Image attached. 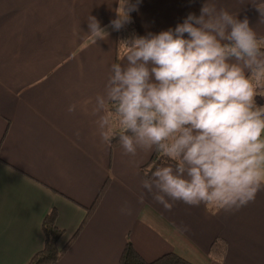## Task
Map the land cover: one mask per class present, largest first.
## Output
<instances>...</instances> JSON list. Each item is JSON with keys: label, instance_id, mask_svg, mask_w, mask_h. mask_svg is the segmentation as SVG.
<instances>
[{"label": "crops", "instance_id": "crops-1", "mask_svg": "<svg viewBox=\"0 0 264 264\" xmlns=\"http://www.w3.org/2000/svg\"><path fill=\"white\" fill-rule=\"evenodd\" d=\"M124 11L125 0H0V264H28L44 246L42 221L53 209L63 247L107 178L96 210L57 264H118L126 241L146 262L176 253L193 264H264L258 115L238 128L235 162L251 177L240 179L233 167L239 189L233 185L212 213L218 107L197 106L179 140L185 169H160L150 181L140 168L154 152V133L141 130L111 149L105 108L119 100L168 103L170 68L223 82L263 68L264 53L211 51L239 32L264 46V0H131L140 43L114 70ZM218 238L227 246L223 261L209 257Z\"/></svg>", "mask_w": 264, "mask_h": 264}, {"label": "trees", "instance_id": "trees-1", "mask_svg": "<svg viewBox=\"0 0 264 264\" xmlns=\"http://www.w3.org/2000/svg\"><path fill=\"white\" fill-rule=\"evenodd\" d=\"M130 10L131 0H125V26L120 27L115 35L116 47L114 70L117 68L119 58L140 43L139 32L133 23ZM259 41L261 40L254 39L244 32H239L236 40L226 43V45L216 46L211 52L213 55L215 54L219 56L249 55L250 53L262 54L264 53V46L261 47L256 44ZM256 76H259L262 80L264 79V66L263 68L251 71L245 79L239 82H223L217 79L212 80L208 78H190L184 71L170 68L165 74V80L171 88V98L168 103L159 106H151L130 100H119L110 102L109 105L105 107L107 116L106 120H108L109 127V130L107 131L108 144H110L111 149H115L122 146V144H125V142L129 141L141 130H151L155 136V148L148 163L142 165L140 168L141 178L145 181H150L160 169L183 171L186 164H184L185 161L180 153L179 140H181L182 136L189 130V123L197 106L208 104L218 107L221 115L218 121V142L216 153L209 159V163L213 164L216 170L218 168L220 171L217 162L219 159H223V156L221 155L222 148L224 147L223 140L227 139L232 141L231 131L227 126L226 128L223 125V119L226 117V114L231 112L229 110L231 106L230 104H232V96H228V103H220L217 99L211 97L213 94L210 92L209 87H237ZM186 87H190L192 92L187 91ZM183 113H185L184 117ZM261 114H264V110ZM261 114H259V119ZM169 123H172L176 129V134L173 140L174 146L172 147H170L168 143ZM109 182L110 180L107 178L100 191H98L92 205L85 209L86 216L81 226L78 227L77 232L63 247H60L59 244L64 237L65 232L59 229L56 225L57 212L53 209L43 217L44 219L42 221L41 229L44 236V246L32 257L28 264H57L63 258L74 242L73 240H75L78 233L83 229L91 215L96 210ZM229 182L231 181L229 180ZM241 183L242 186H244L246 181ZM213 185L214 183H209L211 193L207 198L206 206L209 211L216 213L229 196L227 193L220 197L215 196L212 193V189H214ZM237 187V189H239V186ZM233 192L234 191H232V193ZM133 249L131 242L126 241V245L124 250H122L123 252L118 264H193L176 253H167L151 262H146ZM226 252V242L224 239L218 238L210 245L209 257L216 259L217 261H223Z\"/></svg>", "mask_w": 264, "mask_h": 264}, {"label": "rangeland", "instance_id": "rangeland-1", "mask_svg": "<svg viewBox=\"0 0 264 264\" xmlns=\"http://www.w3.org/2000/svg\"><path fill=\"white\" fill-rule=\"evenodd\" d=\"M240 85L241 86L239 87L238 86L237 87H231V86L209 87L210 92L213 94L211 95V97H213L214 99H217L220 103H228L229 102L228 96L229 97L230 95L232 96V101H231L232 104H230L231 106L229 110L231 112L227 113L226 117L223 119L224 127L227 126L228 129L231 131L232 141H229L227 139L223 140L224 147L222 148V152H221L223 159H219V161L217 162L220 168L219 179H218V184L220 186H218V184L216 183L217 187L215 186L216 188H214V190L212 191V193L215 194V196H219V197L222 196L224 193H227V195L231 194L233 191V188L235 187L233 185H238V182L234 181L235 179H233L234 178L233 167L236 166L237 168L236 172L239 173L240 175L237 174L236 172L234 173L235 175H237V177H240V179L243 180L244 178L251 177V175L247 174L244 169L242 170V164H239V163L236 164L235 162L236 161L235 157L236 155H238L237 154V151H238L237 148H238V142H239L238 128L241 126V124L244 127H247V125L251 123L250 117L252 116H254V119L256 120V122L257 121L259 122V120L256 118V115L259 116L260 111L264 110V79L262 80L258 78L255 81L247 82L246 84L242 83ZM184 89H185V86H184ZM186 90L189 92H192L190 87H186ZM262 108L263 110H261ZM184 114L185 113H183V117H184ZM169 124L170 125H169L168 143L170 147H172L174 146L173 140L176 134V129L172 123H169ZM239 170H241V172ZM251 170L254 171L253 169ZM250 173L255 174L252 172ZM229 180H231V182H229ZM234 182L235 184H233Z\"/></svg>", "mask_w": 264, "mask_h": 264}, {"label": "built area", "instance_id": "built-area-1", "mask_svg": "<svg viewBox=\"0 0 264 264\" xmlns=\"http://www.w3.org/2000/svg\"><path fill=\"white\" fill-rule=\"evenodd\" d=\"M260 123L264 126V114L260 115Z\"/></svg>", "mask_w": 264, "mask_h": 264}]
</instances>
